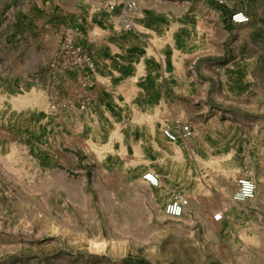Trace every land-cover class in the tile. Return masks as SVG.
I'll list each match as a JSON object with an SVG mask.
<instances>
[{
  "label": "crops",
  "instance_id": "crops-1",
  "mask_svg": "<svg viewBox=\"0 0 264 264\" xmlns=\"http://www.w3.org/2000/svg\"><path fill=\"white\" fill-rule=\"evenodd\" d=\"M106 3L117 9L108 11L97 0H0V92L10 99L37 94L23 110L37 111L31 125L38 146L57 153L85 145L105 150L124 174L160 173L169 191L184 188L180 169H201L194 185L203 190L202 178L210 174L203 169H236L240 163L230 145L234 135L219 131L234 121L233 111L243 110L247 131L236 140L243 150L237 169H258L264 183V98L249 76L228 71L221 90L223 73L213 65L229 60L226 47L238 28L231 15L249 12L247 3ZM123 16L134 30L118 31ZM66 38L86 50L87 67L67 66ZM221 114L228 116L225 126ZM175 119L192 127L189 141L171 143L163 136L162 128Z\"/></svg>",
  "mask_w": 264,
  "mask_h": 264
},
{
  "label": "rangeland",
  "instance_id": "rangeland-1",
  "mask_svg": "<svg viewBox=\"0 0 264 264\" xmlns=\"http://www.w3.org/2000/svg\"><path fill=\"white\" fill-rule=\"evenodd\" d=\"M240 1L250 21L233 23L238 28L226 47L231 56L213 65L223 73L221 90L228 71L249 76L264 98V0ZM32 96L10 99L0 92V264H264V183L258 169H237L243 150L236 140L247 131L243 110L233 111L234 121L219 131L236 139L230 142L240 160L236 169H203L210 172L203 190L194 185L201 169H180L182 193L162 184L144 187L143 175L134 169L124 174L119 161L93 146L58 153L40 148L31 125L37 111L23 110ZM226 118L221 114L224 126ZM241 177L251 179L257 193L238 203L233 195ZM176 192L190 204L173 219L164 205ZM218 212L224 221L212 222L210 213Z\"/></svg>",
  "mask_w": 264,
  "mask_h": 264
},
{
  "label": "built area",
  "instance_id": "built-area-1",
  "mask_svg": "<svg viewBox=\"0 0 264 264\" xmlns=\"http://www.w3.org/2000/svg\"><path fill=\"white\" fill-rule=\"evenodd\" d=\"M103 8L108 11H115L117 5L114 3L107 4V0H97ZM135 3L128 5V9H133ZM234 24H246L250 21L249 15L244 11H237L232 15L231 19ZM121 28L118 31H132L134 25L129 17H122ZM62 54L67 61V66L71 69H82L89 65V56L84 48L76 45L71 38H66ZM84 108V107H83ZM51 110H56V107L51 106ZM163 136L171 143L187 142L193 135L192 127L183 123L181 120L175 119L172 126H165L162 128ZM145 185L150 189H159L161 187V179L153 172H146L142 176ZM256 184L249 178L241 177L237 181V190L233 195L234 201L243 203L253 200L256 197ZM190 204V200L181 193H174L164 205V213L167 217L177 219L182 217ZM214 222L221 223L224 221L222 212H218L213 216Z\"/></svg>",
  "mask_w": 264,
  "mask_h": 264
}]
</instances>
